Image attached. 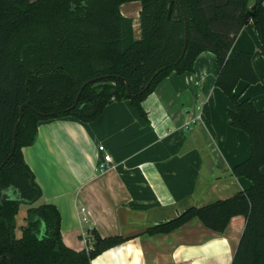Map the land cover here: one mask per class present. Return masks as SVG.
Wrapping results in <instances>:
<instances>
[{
	"label": "trees",
	"instance_id": "obj_1",
	"mask_svg": "<svg viewBox=\"0 0 264 264\" xmlns=\"http://www.w3.org/2000/svg\"><path fill=\"white\" fill-rule=\"evenodd\" d=\"M134 1L142 7L139 39L134 38L132 20L119 10ZM249 19L254 20L264 60V0H0V166L9 157L0 170V264H91L126 241L94 232L91 247L68 248L58 210L46 204L31 207L42 193L21 150L35 143L37 125L46 119L71 116L88 123L109 103L122 100L144 116L141 104L155 87L171 73L191 72L203 52L216 56L215 86L232 104L227 110L231 126L249 138L250 155L232 168V175L248 179L251 187L228 199L189 207L145 234H168L195 218L223 233L233 217L243 216L245 226L231 264H264V110L235 93L241 81L258 83L252 54L228 57ZM262 87L264 91V75ZM23 104L29 107L23 109L10 155ZM3 192L11 196L1 199ZM22 204L29 208L17 239L15 219Z\"/></svg>",
	"mask_w": 264,
	"mask_h": 264
},
{
	"label": "crops",
	"instance_id": "obj_2",
	"mask_svg": "<svg viewBox=\"0 0 264 264\" xmlns=\"http://www.w3.org/2000/svg\"><path fill=\"white\" fill-rule=\"evenodd\" d=\"M141 8L138 1L119 8L132 20L135 39L140 38ZM260 46L249 19L228 57L252 54L258 83L241 81L235 93L264 110ZM216 76V56L203 52L191 72L171 73L155 87L141 104L144 116L122 100L109 103L88 123L71 116L38 123L35 143L21 150L42 193L33 206L58 210L68 248L91 247L95 232L126 241L91 264H231L244 230L243 216L233 217L223 233L195 218L168 234H145L189 207L228 199L251 187L248 179L232 175L251 147L248 136L230 124L227 110L232 104L215 86ZM104 153L111 163L102 169Z\"/></svg>",
	"mask_w": 264,
	"mask_h": 264
},
{
	"label": "water",
	"instance_id": "obj_3",
	"mask_svg": "<svg viewBox=\"0 0 264 264\" xmlns=\"http://www.w3.org/2000/svg\"><path fill=\"white\" fill-rule=\"evenodd\" d=\"M172 6H173V3H171L170 6H169L168 18L170 17V14H171V11H172ZM186 48H187V25H186V21H185V29H184V46H183V51H182V55H181L182 57H183V55H184V53H185V51H186ZM83 88H84V87H83ZM83 88H82V89H83ZM113 92H114V91L112 90L110 93L112 94ZM80 93H81V92L78 93V95H77V97H76V99H75V102H74L72 108L75 107V106L77 105L78 100H79ZM27 107H29L28 104H23V105L20 107L19 117H18V120H17V122H16V124H15L14 131H13V146H12V151H11L10 155L13 154V151H14V149H15V147H16L17 129H18V126H19V124H20V122H21V119H22V116H23V109H24V108H27ZM8 159H9V157H8V158L3 162V164L0 166V170L2 169L3 165L6 163V161H7ZM10 196H11L10 193L3 192V193L1 194V199H5L6 197H10Z\"/></svg>",
	"mask_w": 264,
	"mask_h": 264
},
{
	"label": "rangeland",
	"instance_id": "obj_4",
	"mask_svg": "<svg viewBox=\"0 0 264 264\" xmlns=\"http://www.w3.org/2000/svg\"><path fill=\"white\" fill-rule=\"evenodd\" d=\"M203 108V106L201 107V109ZM29 206L27 205H21L20 206V212L19 214L16 216V219H15V229H14V236L15 238H20L21 236V227H23L25 225V221L23 219V216L25 214V211L28 209ZM31 207H34L33 205Z\"/></svg>",
	"mask_w": 264,
	"mask_h": 264
},
{
	"label": "built area",
	"instance_id": "obj_5",
	"mask_svg": "<svg viewBox=\"0 0 264 264\" xmlns=\"http://www.w3.org/2000/svg\"><path fill=\"white\" fill-rule=\"evenodd\" d=\"M99 152H104V147L103 146H99L98 148ZM108 163H111V157L108 154L103 155V163L100 164V167L102 169H104L105 167H107Z\"/></svg>",
	"mask_w": 264,
	"mask_h": 264
}]
</instances>
